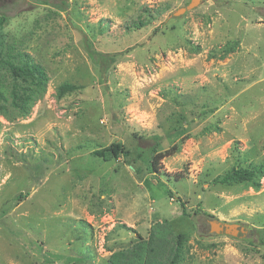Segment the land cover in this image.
I'll use <instances>...</instances> for the list:
<instances>
[{
    "label": "rangeland",
    "instance_id": "obj_1",
    "mask_svg": "<svg viewBox=\"0 0 264 264\" xmlns=\"http://www.w3.org/2000/svg\"><path fill=\"white\" fill-rule=\"evenodd\" d=\"M189 1L0 0V264L136 262L162 222L175 264H264V0ZM31 63L24 111L11 64Z\"/></svg>",
    "mask_w": 264,
    "mask_h": 264
},
{
    "label": "trees",
    "instance_id": "obj_2",
    "mask_svg": "<svg viewBox=\"0 0 264 264\" xmlns=\"http://www.w3.org/2000/svg\"><path fill=\"white\" fill-rule=\"evenodd\" d=\"M7 15L0 13V24L4 22ZM138 24H142L139 22ZM98 53V52H97ZM11 73L14 77L15 83L11 90V105L15 108L27 110L28 100L34 93L43 91L47 82V75L43 67L37 63H31L27 66L24 65H12ZM20 80L22 84L18 83ZM68 86H63V89H67ZM125 146L119 142H112L109 146L96 149L94 154L101 157L104 160H110L113 157H117L119 153L124 150ZM177 148L173 146L170 150L164 152H156L152 147L155 155L152 160V165H155L161 157L172 154ZM155 168V166H154ZM233 176H228L230 179H243L251 180L255 176V172L251 170H239L235 171ZM226 176V177H227ZM226 178V179H228ZM180 200V199H179ZM182 214L188 215L184 207V203L181 202ZM169 224L166 222L155 223L151 228V234L149 238L142 242L140 245L142 251L138 256L136 262L130 261L133 257H128L124 251L118 252L112 255L113 264H175L179 263L183 256V245L185 242V235L183 233L172 234L170 237H164L156 239V234L162 231H169ZM135 249V248H134ZM130 261V262H129Z\"/></svg>",
    "mask_w": 264,
    "mask_h": 264
},
{
    "label": "water",
    "instance_id": "obj_3",
    "mask_svg": "<svg viewBox=\"0 0 264 264\" xmlns=\"http://www.w3.org/2000/svg\"><path fill=\"white\" fill-rule=\"evenodd\" d=\"M200 1L201 0H190L186 5L177 8L174 13L176 15H180L188 10H191L196 7ZM211 223L217 228V232L234 237L243 236L247 231L251 230V226L245 225L241 222H227L214 219Z\"/></svg>",
    "mask_w": 264,
    "mask_h": 264
}]
</instances>
